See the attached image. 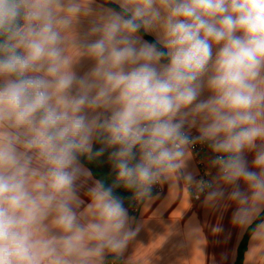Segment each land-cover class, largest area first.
I'll return each mask as SVG.
<instances>
[{"label":"clouds","instance_id":"1","mask_svg":"<svg viewBox=\"0 0 264 264\" xmlns=\"http://www.w3.org/2000/svg\"><path fill=\"white\" fill-rule=\"evenodd\" d=\"M79 12L0 0V264L119 255L134 232L114 188L149 195L194 141L213 153L209 197L244 223L264 202V0H118L86 34L84 72L64 47ZM94 141L116 182L97 180L85 204Z\"/></svg>","mask_w":264,"mask_h":264},{"label":"crops","instance_id":"2","mask_svg":"<svg viewBox=\"0 0 264 264\" xmlns=\"http://www.w3.org/2000/svg\"><path fill=\"white\" fill-rule=\"evenodd\" d=\"M109 1L118 5V0ZM75 2L80 12L64 33V47L66 55L74 58L76 70L84 72L90 66L88 57L80 54L90 39L86 34L108 7L96 0ZM148 36L155 39L154 35ZM212 155L211 151L205 154L203 170L187 149L181 167L161 178L162 192L148 196L137 214L127 209L128 227L134 235L122 253L108 254L103 264L109 256L116 257L119 264H233L243 235L264 210V202H250L249 217L239 223L233 217L237 207L233 200L209 197V192L217 186L216 180L208 193L195 201L190 187L199 184L201 174L210 172ZM83 168L80 198L87 204V191L97 180L85 165ZM219 184L228 187L222 181ZM261 225L250 238L244 264H264V227Z\"/></svg>","mask_w":264,"mask_h":264},{"label":"trees","instance_id":"3","mask_svg":"<svg viewBox=\"0 0 264 264\" xmlns=\"http://www.w3.org/2000/svg\"><path fill=\"white\" fill-rule=\"evenodd\" d=\"M96 1L104 4V6L108 8H113L118 10V5L109 0H96ZM143 38L149 42L154 41L151 37L148 36V34H143ZM102 147H104L103 144H101L98 141H94L92 153L90 155L83 156L81 158V162L92 172L96 180L105 181L107 185H114L116 182V172L112 167V163L108 157V153L110 150L106 149L103 154L97 155V152ZM114 193L123 198L124 206L126 209L129 210L135 192L133 190H127L121 185L119 187L114 188ZM263 221H264V210L260 213L257 219L249 226L247 232L244 233L243 238L238 247L235 262L233 264H244V257L248 251V244L250 238L252 234L257 231V229L263 223ZM114 258L116 257L109 256L106 264H109V261H111ZM116 260L119 264V260L117 258Z\"/></svg>","mask_w":264,"mask_h":264},{"label":"built area","instance_id":"4","mask_svg":"<svg viewBox=\"0 0 264 264\" xmlns=\"http://www.w3.org/2000/svg\"><path fill=\"white\" fill-rule=\"evenodd\" d=\"M190 153L196 158V164L200 169L205 170V159L204 156L206 153L211 151L207 145L201 144L199 142L194 141L192 144H190L187 148ZM211 169L210 172H205L201 174L199 184L192 185L190 187V191L193 195V199L195 201H199L202 196L206 195L208 191L211 189L212 185L215 183L214 177L216 176V168L210 163ZM162 181L161 179L152 185L151 187V193L149 195L145 196H137L134 193V197L132 199V204H130L129 211L133 214H137L139 212L140 206L143 205L145 199L148 196L156 195L162 192ZM109 264H118L116 258L109 261Z\"/></svg>","mask_w":264,"mask_h":264}]
</instances>
